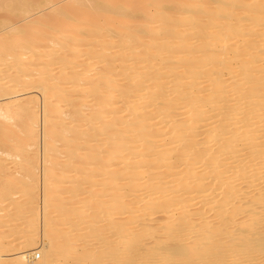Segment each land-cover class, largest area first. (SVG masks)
<instances>
[{
	"label": "bare ground",
	"instance_id": "obj_1",
	"mask_svg": "<svg viewBox=\"0 0 264 264\" xmlns=\"http://www.w3.org/2000/svg\"><path fill=\"white\" fill-rule=\"evenodd\" d=\"M0 220V264H264V0H0Z\"/></svg>",
	"mask_w": 264,
	"mask_h": 264
},
{
	"label": "rangeland",
	"instance_id": "obj_2",
	"mask_svg": "<svg viewBox=\"0 0 264 264\" xmlns=\"http://www.w3.org/2000/svg\"><path fill=\"white\" fill-rule=\"evenodd\" d=\"M176 5H177V4H176ZM176 5H175V7H176ZM47 12H48V10H47ZM37 17H39V16H37ZM29 24H30V23H27V22H26V24L24 23V25H26V26L29 25ZM36 31H38V30H36ZM36 31L34 30V34H35ZM232 43H234V42L232 41ZM230 45H231V44H230ZM82 58H83V57H82ZM82 58H81V57L79 58V61H80V62H81V59H82ZM83 59H84V58H83ZM83 59H82V60H83ZM79 61L77 60L76 62H79ZM41 63H43V62H37V63H36V64H38L37 67L42 68L43 65H42ZM43 64H44V63H43ZM39 65H40V66H39ZM39 68H37V69H39ZM34 69H36V68H34ZM55 72H56V71H55ZM33 74H35V72H33ZM53 74L56 75L57 72H56V73L53 72ZM53 76H54V75H53ZM226 77H227V78H226ZM226 77H225V80H226V79H229V80H230V78L232 79L231 76H230V77H229V76H226ZM228 77H229V78H228ZM226 81H228V80H226ZM27 93H28V92H27ZM32 93L35 94L34 96H36V94H37V93H34V92H32ZM32 93H28V94H32ZM38 95H39V94H38ZM38 95H37V97L39 98L40 96H38ZM32 96H33V95H32ZM39 100H41V99L39 98ZM85 101H86V102H85V106H82V107H81V110H89L90 107H91V105L93 104V103H91L92 99H88V100H85ZM115 103H116V102H115ZM120 106H121V104H117V105H115V106H113V107H115V109H116V107L119 108ZM142 108H143V107H140V108L138 109V112H137L138 114H139V113H142V111H143ZM109 109H110V107H106V108H105V110H109ZM122 109H123V108H122ZM67 111H68V110H67ZM123 114H124V113H123ZM123 114H121L120 116L118 115L117 118H124V117H126V118L129 120V117H130V118L133 117V116H129V117H127V116L129 115L128 113H126L127 116H126V115L123 116ZM39 115H40V118H41V117H42V114L40 113ZM105 117H106V115H105ZM171 121L173 122V121H175V119H173V120H171ZM40 126H41V127L38 128V131H39V140H38L39 147L36 146L35 148H32L33 151H30V152H33V154L36 153L37 151H38V152L40 151L39 154H38V152L36 153V155L38 154L37 156L39 157L38 160L36 161V163L39 161V162H38L39 166H38V164H37L38 171H39V172H38V176H39V178H34V179H33V180H34V181H33V182H34L33 184H36V187H38V188H36L35 185H34V187L36 188L37 191H36L35 189H34L35 191L32 190L33 192H31V194L33 193L34 195L32 194V198H30L31 201L29 200V197H28V200H29V201L26 200L27 197H26V196L24 197V195H25L24 193H23V194H22V193H21V194L19 193L20 196H19V197L17 196L18 198H20L19 200H21L22 198H24V199H22V202H24V204H25V202L27 201L25 207H28V206H29L28 208H26L27 211L25 212L24 216H21V217H24V218H26V219H28V217H29V213H28V211H30L32 208H34V207H35L34 205H37V203H40V202H41L42 196H43V194H44V186H45V183H46V182H47V183H48V182H52V180H50V179H53V178H51V176H52V175H53V176H56V175L58 174V170L56 169V170H52L53 172H52V171L50 172V174H52V175H50V177L46 178V177L44 176V170H45L48 166H47L46 163H44V159H42L43 156H42V152H41V151H42L41 147L43 146V137H42L41 135H42L43 132H41V131H43V126H42V124H40ZM41 128H42V129H41ZM82 128H84V127H82ZM82 128H80L79 130L82 131V130L85 129V128H84V129H82ZM81 129H82V130H81ZM155 129H156V128H155ZM41 137H42V139H41ZM203 137H204V136H202L201 138L203 139ZM129 139H130L131 141H135V140H133V139H136V138H135V137H133V138L130 137ZM166 140H168V139H165V141H166ZM156 141H157V140H156ZM162 141H163V142H162ZM165 141H164V139H161V140H158L157 142H153V143H152L153 145H156V143H157V145H156L157 147H156V146H153V147H155V149H156V148L159 149V148H161L162 143H165ZM41 143H42V144H41ZM37 145H38V144H37ZM160 145H161V146H160ZM163 145H164V144H163ZM159 146H160V147H159ZM38 148H39V150H38ZM153 149H154V148H153ZM153 149H152V152L155 151L154 153H156V150H157V149H156V150H153ZM60 151H62V150H60ZM103 151H104V149H101V150H99V153H103ZM159 151L162 152L163 150L159 149L158 152H159ZM30 154H32V153H30ZM174 154H175V156H174V155H173V156H174L175 158L178 159V156L176 157V153H174ZM162 155H163V154H162ZM41 156H42V157H41ZM165 156L167 157V155H164V156H162V157H165ZM174 157L172 158V165H173V166L175 165V167H178V170H175V171H181L182 169H179V168H182V167L180 166L181 163H180L178 160H175L176 163H175V162L173 163V160L175 159ZM13 160H14V158H13V157H10V159H8V161H7L6 164L8 165V166H7L8 171H10L11 173L14 172V174H15V172H16V171H14V170H15V166H14V162H15V160H14V161H13ZM35 160H36V159H35ZM42 160H43V164H42V162H41ZM12 163H13V164H12ZM113 163H114V162H113ZM116 163H118V162H116ZM161 163H162V164H161V168H160L159 170L157 169L156 171H154V170H151V171H150L149 169H147V167H148V168L151 167V166H149V165H148L147 167L145 166L146 168L143 167V168H144L143 170L145 171V169H147L148 172H146V171H147V170H146V171H145V175H144V177H143V178L140 177L139 179H140V180H141V179H143V180L145 179V180H146L147 177L152 178V177L150 176L151 174H152V176L155 175V176H153V177H156V175H157V176L160 177L161 179L157 177L158 180H155L156 182L153 180V181L150 182L149 184H151V183L154 182V183L151 184V185H154L155 183H157V184H155V185H158V186L165 185V184H166L165 182H167V181L170 180V179H169V178H166V179H165L164 177H165L166 175H167L166 177H169L170 175H172V174H174V173H176V172L173 171L174 169H169V168H168V163H169V162L167 163V161H162ZM177 163H178V164H177ZM41 165H42L44 168H42ZM130 165H131V166H130ZM130 165L128 166V165H126V164H124V163H123V164L120 163L119 165L114 166L113 169L116 170V171H118V173H121L122 171L125 172V170H124L125 168H126V169H128V168H129V169H130V168H133V166L135 167L136 164H130ZM165 165H167V166H165ZM45 166H46V167H45ZM127 166H128V167H127ZM162 166H163V168H162ZM179 166H180V167H179ZM166 168H167L168 170H167ZM41 169H42V170H41ZM129 169L126 170V174H129L128 171H129L130 173H131V172L133 173V170L131 171V170H129ZM176 169H177V168H176ZM97 170L103 172V169H99V168H98ZM153 171H154V172H153ZM42 172H43V178H42L43 180L41 179ZM124 172H123V173H124ZM55 173H56V175H55ZM123 173H122V174H123ZM134 173H135V172H134ZM12 174H13V173H12ZM78 174H79V173H76V172H75V173H71V176H72V177H70V178L67 177V179H65V180L63 181V183H62L63 186H61V185H59V186H58V185L55 186V188L52 189L53 192H56V191H59V190H63L65 187H67L69 184H71L73 181H75V178L78 176ZM124 174H125V173H124ZM146 175H147V176H146ZM117 177L120 178V177H122V176L120 175V176H117ZM162 177H163V179H162ZM128 178H129V179H128ZM134 178H135V177H129V176H128V177L126 178V181L129 182V180L134 179ZM157 178H156V179H157ZM20 179H25V178H20ZM35 179H36V181H35ZM37 179L39 180V182H38ZM171 179H172V178H171ZM91 180H92L93 182H90V183L87 182L88 184H85V183H84V184H82V185L80 184L81 187H80L79 185H74V186L71 185L72 188L70 187V190H72V192H71V191H67V192H66V191L63 190V194L60 195V198L62 197V198H61L62 200H71V198L75 197V198H74L73 200H71V201H72V202H73V201L76 202V198L80 197V196L82 195L83 191H84L83 195H85V194H86L85 192H87V191L90 192V191L97 190V187H99V186H97V185H99L100 183L97 184V185L95 186V185H94V184H95V178H93V179L91 178V179H89L88 181H91ZM143 180H141V182H142ZM145 180H144V181H145ZM147 180H148V179H147ZM147 180H146V181H147ZM162 180H164V181H162ZM126 181H125V182H126ZM146 181H145V182H146ZM158 181H159V182H158ZM242 181H243V180H241V181H239V182L241 183ZM130 182H131V181H130ZM130 182H129V183H130ZM161 182H164L165 184H164V183H161ZM129 183H125L126 186L121 187L122 189H124V191L122 190V192H128V187L131 185V184H129ZM43 184H44V185H43ZM115 184L117 185L118 183H115ZM42 186H43V187H42ZM94 186H95V187H94ZM242 186H244V185H242ZM242 186H241V187H242ZM262 186H263V185H262ZM40 187H41V188H40ZM77 187H78V188H77ZM119 187H120V186L115 187V191H117V188L119 189ZM260 187H261V185H260ZM42 188H43V189H42ZM89 188H91V189H89ZM95 188H96V189H95ZM126 188H127V190H126ZM207 188H208V187H207ZM238 188H240V186H238ZM238 188L236 187L235 190L237 189V191H238ZM257 188H258V190H259V187H257ZM257 188H256V189H257ZM93 189H94V190H93ZM143 189H144V188H143ZM242 189H243V188H241V189H239V190H242ZM247 189H248V188H247ZM42 190H43V191H42ZM76 190H77V191H76ZM245 190H246V188H245ZM15 191H17V190H15ZM15 191H14V192H15ZM18 191H20V190L18 189ZM39 191H40V192H39ZM41 191L43 192V194H42ZM80 191H81L82 193H81ZM143 191H144V190H143ZM143 191H142V192H143ZM246 191H247V190H246ZM38 192H39V193H38ZM76 192L80 193L81 195L78 194V193H76ZM243 192H244V190H243ZM17 193H18V192H17ZM64 193H65V194H64ZM72 193H73V194H72ZM74 193H75V194H74ZM113 193H114V192H113ZM113 193H112V194H113ZM19 194H18V195H19ZM69 194H70V196H72V195H73V196H72V197H70V196L67 197V195H69ZM114 194H115V193H114ZM64 195L66 196V198H65ZM76 195H77V196L80 195V196L77 197ZM22 196H23V197H22ZM38 196H39V197H38ZM109 196H112V195L110 194ZM21 197H22V198H21ZM37 197H38L39 199H38L37 202H36L35 199H37ZM187 197H188V196L184 197V200H185ZM34 198H35V199H34ZM68 198H70V199H68ZM33 199H34V200H33ZM78 199H81V198H78ZM15 200H16L17 202H16ZM15 200H14V203H19V202H20L17 198H16ZM24 200H25V201H24ZM32 200H33L34 203L32 202ZM175 200H176V199H175ZM77 201H78V200H77ZM176 201H177V200H176ZM30 202H31V203H30ZM27 203H28V204H27ZM31 204H32L34 207H32ZM27 205H28V206H27ZM30 205H31V207H30ZM38 206H39V205H38ZM8 209H9V208H8ZM194 211H195V210H194ZM26 214H27V215H26ZM210 214H211V213H210ZM210 214H209V215H210ZM39 215H40V213H39ZM27 216H28V217H27ZM103 216H104V215H102L101 218H100V216H99V217H97V219L99 218V220L101 219L100 221H102ZM206 216L208 217V214H206L204 217H206ZM52 217H54V216H52ZM104 217H105V216H104ZM119 217H120V216L117 217L118 220L120 219ZM155 217H156L155 219L161 220V216H158V215H157V216H155ZM157 217H158V218H157ZM159 217H160V218H159ZM115 218H116V217H115ZM145 218H146V217H145ZM97 219L94 218V220L96 221V223H97V221H98V224L101 223V222H99V220H97ZM103 219H105V218H103ZM7 220H8V218H5V221H7ZM35 220H40V216H38L37 219H35ZM122 220H123V219H122ZM1 221H4V220H0V223H2L0 226H2L3 223H4V222H1ZM103 221H104V220H103ZM23 222H24V221H23ZM23 222H22V223H23ZM19 223H21V221H19ZM22 223H21V224H22ZM157 223H159V222H158V221L155 222V224H157ZM148 224L151 225V223H148ZM161 224H162V223H161ZM157 226L160 227V223H159V225L157 224ZM0 228H1V227H0ZM10 228H11V227H10ZM13 228H14V227H13ZM13 228H12V229H13ZM70 229H73V228H70ZM8 230H9V229H8ZM96 230H97V229L91 231L90 233H89V231L85 230V231L88 232L90 235H89V234H86L85 231H84L85 233H84V232H83V233H84V235H88V236H91V235H97L98 232H97ZM158 230H159V231H158L157 233H159V232L161 231L160 229H158ZM95 232H96V233H95ZM35 233H36V232H35ZM8 234H9V233H8ZM8 234L5 235L6 238L4 239V241H5V242H4V245H5V246L8 245L7 249L11 250L10 246H12L13 244L15 245V244L18 242V239H19V238H18V236H17V239H16V236H15L13 233H10V234H12V235L9 234L10 236H9ZM7 235H8V236H7ZM13 235H14V236H13ZM7 237H8V239H7ZM12 237H14V238H15L14 240H17V241H16V242L13 241L14 243L11 244L10 242H12V240H13ZM10 238H12V239H10ZM37 238H38V240H36V243H37L38 245L36 246V248L40 245L39 243H41V241L39 240V239H41L40 236L37 237ZM6 239H7V241H6ZM92 239H93V238H92ZM97 240H98L99 242H102V239H100V238L97 239ZM97 240H93V241H97ZM100 240H101V241H100ZM93 241H92V242H93ZM98 241H97V243L94 242L96 246H95L94 243H92V242H91V243H92L93 245L90 244V243H88L89 248L91 247V249H92V248L94 249V248H98L100 245L102 246V243H99ZM6 242H8V244H7ZM9 243H10V244H9ZM68 243H69V242H68ZM98 243H99V245H97ZM71 244H72V243H71ZM77 244H78V243H77ZM79 244H81V245L83 244V245H84V243H81V242H80ZM89 244H90L91 246H90ZM85 245H86V244H85ZM92 246H93V247H92ZM80 247H81V246H80ZM12 248H13V247H12ZM36 248H35V249H36ZM38 250H40V249H37L36 252H37ZM34 251H35V250H34ZM13 253H15V252L13 251ZM37 253H39V251H38ZM9 254H12V252H9ZM41 256H42V255H41ZM36 259H37V260L39 259L38 256L36 257ZM37 260H36V261H37Z\"/></svg>",
	"mask_w": 264,
	"mask_h": 264
}]
</instances>
